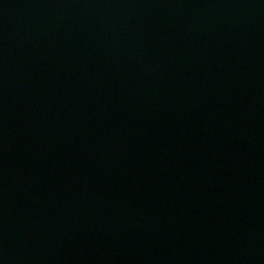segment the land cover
Returning <instances> with one entry per match:
<instances>
[{
  "label": "water",
  "instance_id": "1",
  "mask_svg": "<svg viewBox=\"0 0 264 264\" xmlns=\"http://www.w3.org/2000/svg\"><path fill=\"white\" fill-rule=\"evenodd\" d=\"M0 264H264V0H0Z\"/></svg>",
  "mask_w": 264,
  "mask_h": 264
}]
</instances>
